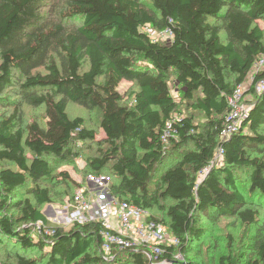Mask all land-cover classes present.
<instances>
[{"label":"trees","instance_id":"16d2710c","mask_svg":"<svg viewBox=\"0 0 264 264\" xmlns=\"http://www.w3.org/2000/svg\"><path fill=\"white\" fill-rule=\"evenodd\" d=\"M48 1L0 0V105L13 109L0 116V247L15 248L9 264H149L143 249L105 260L101 233L110 229L102 222L67 230L47 220L52 189L78 187L52 161L74 167L78 143L103 146L87 159L90 171L111 170L118 184L110 196L149 212L181 239L184 255L206 235L203 218L257 225L263 206L244 196L235 171H249V191L264 201V90L255 91L264 72L247 93L249 116L227 138L221 133L230 99L264 54V0H63L55 20L42 12ZM147 28L169 30L172 39L154 41ZM124 81L137 85L131 102L119 91ZM69 103L100 113L103 140L68 115ZM23 105L42 108L45 120H25ZM174 117L178 133L166 144ZM169 150L180 159L152 190ZM220 150L223 162L212 166ZM253 246L264 264V225ZM30 251L40 255L22 254ZM173 253L164 258L172 262ZM243 257L222 256L220 264Z\"/></svg>","mask_w":264,"mask_h":264},{"label":"rangeland","instance_id":"374dc122","mask_svg":"<svg viewBox=\"0 0 264 264\" xmlns=\"http://www.w3.org/2000/svg\"><path fill=\"white\" fill-rule=\"evenodd\" d=\"M145 4H150L149 0H140ZM63 0H50L47 2L43 9L44 16L51 20H55L59 17L60 12L63 9ZM68 26L79 25L78 20H65L63 21ZM262 28H264V23L260 22ZM146 32L150 34L154 41H170L168 35L162 34L154 31L151 28H147ZM225 38V35H223ZM251 81V79H250ZM250 82L246 84V93L244 95V105H250V100H252L251 95L247 94L250 88ZM172 95L179 100L180 90L175 83H171ZM138 90L137 85L134 82L124 81L119 91L130 98V102L133 100L131 95ZM9 90L6 92V96L11 100H15L13 94ZM12 108H4L0 105V116L5 112H11ZM68 115L71 118L81 117L85 120L86 127L95 131L96 141H101L105 137L103 130L100 126L101 115L97 110H88L79 105L69 103L68 105ZM23 118L29 122L39 121L43 122L45 120L44 111L42 108H34L28 105H23L22 107ZM98 143V142H97ZM85 142L78 143L75 146L77 152L80 156L75 161L74 167L63 166L60 161H52V165L58 170H66L70 173L71 177L75 180L78 187L72 185H58L52 189L53 203L45 205L42 207V211L45 214L47 220L57 226H64L67 230L70 229L76 222L72 220V215L76 210L75 196L79 191H83L87 200L93 204L94 215L97 216V212H102L103 210L109 209L110 207L116 208L118 203L123 202L116 200L109 194V188L113 184H118L117 176H115L111 170L107 169L100 176L93 174L87 165V159L91 156L97 155V150L103 148L100 144ZM180 159L179 154H174L171 150L166 155L165 161L158 169V172L153 176V181L151 189H156L160 177L167 169L176 165ZM222 160L218 158L216 165H221ZM214 164V165H215ZM249 171L242 169L236 170L235 176L240 187V190L244 196L253 201V203H258L263 206L261 221L254 226H245L241 222L234 219L220 218L218 220H208L206 218L202 219V226L205 229L206 235L202 238L200 242L193 244L189 247L188 252L184 255L181 253V249H176L175 256L177 263L179 264H220L222 256H230L231 258L244 255L240 259V264H262L257 256L253 243L258 238L259 234L262 232V227L264 225V201H260L257 197H253L249 191L250 189V179ZM203 176H201L202 178ZM19 197H23L24 191L18 192ZM18 199V196L15 197ZM104 214V213H103ZM150 214V213H149ZM90 218L89 215H86ZM112 224H116L115 221H111ZM85 224V223H84ZM231 239V248L230 246ZM13 247L5 248V246L0 247V264H9L13 260L10 259L14 252ZM28 258L38 257L40 253L38 251L22 252ZM114 259V258H113ZM112 259V260H113ZM4 262V263H3ZM8 262V263H7Z\"/></svg>","mask_w":264,"mask_h":264},{"label":"built area","instance_id":"2783aa9c","mask_svg":"<svg viewBox=\"0 0 264 264\" xmlns=\"http://www.w3.org/2000/svg\"><path fill=\"white\" fill-rule=\"evenodd\" d=\"M160 34L162 36H164L163 34L168 35L170 39L173 36V33L169 30L160 32ZM261 72H264V54L256 60L252 67L248 80L250 84H252L254 77ZM246 84L239 86L229 101L231 111L227 116L226 127L221 133L223 138H227L238 131L242 122L249 116L251 107L243 104ZM263 90L264 81H260L255 86V91L260 94ZM180 122V118L174 117L167 123L163 136L166 144H169L171 138H176L178 132L175 125ZM222 153L223 151L220 150L212 166L217 163L218 158L223 161ZM207 172L203 174L204 177ZM83 193V191H79L75 196L77 206L72 215V220L79 224L98 221L110 229V231L101 233L103 238L102 251L105 260H112L119 251L143 249L147 254L149 264H173L178 262L177 259L180 258L181 254L176 258L175 252L176 249L181 248V239L171 235L160 223L151 219L149 212L133 204L120 202L116 208L110 207L103 210L104 214L97 212V216H95L93 213L95 206L87 200ZM87 214L90 218L86 217ZM111 221H115L116 224H112ZM171 250L174 251L172 262L164 258Z\"/></svg>","mask_w":264,"mask_h":264}]
</instances>
